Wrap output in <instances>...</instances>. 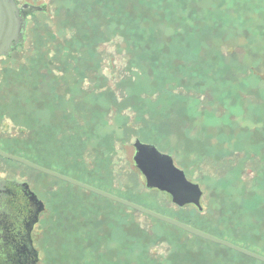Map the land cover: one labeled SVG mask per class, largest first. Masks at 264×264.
<instances>
[{
  "label": "rangeland",
  "instance_id": "1",
  "mask_svg": "<svg viewBox=\"0 0 264 264\" xmlns=\"http://www.w3.org/2000/svg\"><path fill=\"white\" fill-rule=\"evenodd\" d=\"M18 1L41 10L0 60V132H32L42 168L264 256V0H121L123 21L116 0ZM136 140L199 186L201 211L145 188ZM15 167L47 182L40 264H261Z\"/></svg>",
  "mask_w": 264,
  "mask_h": 264
},
{
  "label": "water",
  "instance_id": "2",
  "mask_svg": "<svg viewBox=\"0 0 264 264\" xmlns=\"http://www.w3.org/2000/svg\"><path fill=\"white\" fill-rule=\"evenodd\" d=\"M40 10L41 9L38 7L29 5H23L21 8H18L16 0H0V58L9 57L16 48L23 46L26 32V16L29 13L39 12ZM133 148V164L138 172L144 177L145 188L147 190L155 189L168 194L171 197L172 203L179 208L192 205L198 211H201V191L199 186L187 181L184 172L175 167L171 156L162 154L153 145L142 144L138 140L134 142ZM0 156L15 161L33 171L46 175L47 177L74 186L92 195L121 205L160 223L176 228L195 238L223 247L264 264V256L218 239L185 223L167 218L114 195L94 189L22 158L8 156L1 151Z\"/></svg>",
  "mask_w": 264,
  "mask_h": 264
},
{
  "label": "flooded vegetation",
  "instance_id": "3",
  "mask_svg": "<svg viewBox=\"0 0 264 264\" xmlns=\"http://www.w3.org/2000/svg\"><path fill=\"white\" fill-rule=\"evenodd\" d=\"M16 1L18 8L27 5H20L19 1ZM11 55L7 58L2 57L0 60L10 59ZM7 99V97H0L1 108L8 105L10 101ZM3 110L5 113L0 111V124L5 118L4 115L7 119L12 118L5 109ZM31 136H28L27 140H22L19 137H5L0 132V151L5 155L19 157L33 164L43 163V160H47V154L43 147H37V143L32 146L28 144ZM16 165L33 171L0 156V264H40L38 246L41 243V234L38 235V233L47 222V182L37 180L39 183L36 184L33 176L20 179L15 169Z\"/></svg>",
  "mask_w": 264,
  "mask_h": 264
},
{
  "label": "trees",
  "instance_id": "4",
  "mask_svg": "<svg viewBox=\"0 0 264 264\" xmlns=\"http://www.w3.org/2000/svg\"><path fill=\"white\" fill-rule=\"evenodd\" d=\"M186 1H188V0H178L177 1V4H179V5H182L184 2V4L182 5V6H184V5H186ZM121 0H116V2H115V4L114 5H112V2L111 1H109L108 2V6L111 8L110 9V14H109V16H111L112 14H115V15H117V17H118V21L119 20H121V21H123V15L122 14H120V13H118L119 12V10H120V6H121ZM120 18V19H119ZM123 24H125L124 22H123ZM123 24H121V25H119V27L121 28V30H117V32H119L120 34H122V35H124V34H126L127 33V31H128V29L126 28V26L125 25H123ZM190 24H191V22H190ZM186 25H187V28H186ZM183 28V30L185 29V31L186 32H189L190 30H192V27H190L189 28V26H188V23H184L183 24V26H181V29ZM131 32L133 33V34H138L139 32H138V30H133V27H132V25H131ZM143 32V31H142ZM156 221V220H155ZM158 222V221H157ZM190 226H192V227H194L193 225H190ZM196 228V227H195ZM254 261V260H253ZM255 262H257V261H255Z\"/></svg>",
  "mask_w": 264,
  "mask_h": 264
},
{
  "label": "bare ground",
  "instance_id": "5",
  "mask_svg": "<svg viewBox=\"0 0 264 264\" xmlns=\"http://www.w3.org/2000/svg\"><path fill=\"white\" fill-rule=\"evenodd\" d=\"M224 185V184H223Z\"/></svg>",
  "mask_w": 264,
  "mask_h": 264
}]
</instances>
